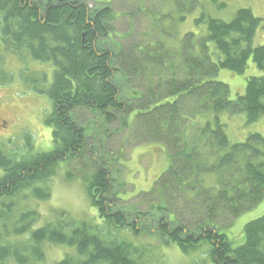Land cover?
Instances as JSON below:
<instances>
[{
    "label": "trees",
    "instance_id": "16d2710c",
    "mask_svg": "<svg viewBox=\"0 0 264 264\" xmlns=\"http://www.w3.org/2000/svg\"><path fill=\"white\" fill-rule=\"evenodd\" d=\"M195 5L196 0H189L186 12ZM113 17L112 7L90 9L82 0H0V47L25 52L55 67L51 82L45 73L25 79L53 103L46 123L53 127L55 149L17 160L0 148V168L4 170L0 198L25 189L38 199L51 197L48 182L59 163L82 157L87 148V129L74 118L78 108L89 109L105 126L118 120L128 125L134 111L132 101L143 102L136 91L126 92L119 85L117 74L126 76L116 65L119 51L106 47L104 36L114 31ZM186 18L187 13L180 15L181 21ZM263 23L264 19L248 8L239 9L230 21L204 12L195 19L199 30L186 33L182 39L183 76L174 73L156 100L136 109L141 130L172 149L168 170L152 192L144 193L157 199L150 202L148 210L117 208L121 197L115 191L114 162L119 158L113 161L112 152L96 158L95 151V169L85 181L91 202L106 225L129 230L135 236L156 232L162 242L175 244L186 254L196 253L206 242L213 264H264V215L245 225V242L237 248L215 224L222 214L236 219L264 198V136L254 133L242 143L230 144L219 118L223 112L244 113L248 122L254 123L264 116V74L248 78L245 94L236 100L228 98L229 86L216 80L223 69L243 74L250 59L264 72V44L253 46ZM145 52L146 63L159 60L156 53ZM3 75L7 81L13 79L4 71ZM124 92L132 94L131 99H125ZM191 131L198 135L199 144H190ZM206 174L215 175L216 188L203 180ZM178 199H183L197 217L206 212V221L201 219L194 226L185 223L171 207ZM38 216V212L29 211L21 218ZM60 217L64 219L66 213L61 212ZM28 229L22 226L14 232L23 235ZM98 230L97 225L71 218L50 222L25 239L0 244V264L44 260V243L75 249L57 264H143L147 247L117 237L105 240ZM105 231L109 235V230ZM194 264L207 263L199 259Z\"/></svg>",
    "mask_w": 264,
    "mask_h": 264
},
{
    "label": "rangeland",
    "instance_id": "374dc122",
    "mask_svg": "<svg viewBox=\"0 0 264 264\" xmlns=\"http://www.w3.org/2000/svg\"><path fill=\"white\" fill-rule=\"evenodd\" d=\"M85 1L92 8L105 5L103 3H109L107 5L113 8L114 17L111 23L114 34L112 38L107 37L106 46L119 51L116 65L126 74L125 77L122 73L117 74L119 85L127 90L126 92L136 91L143 102L132 101L134 111L132 110L128 125L118 120L105 126L92 111L78 108L74 112V118L88 132L84 155L59 163L56 174L49 182L50 198L38 199L31 195L29 189L0 198V244L8 241L17 242L50 222L60 220L65 222L71 218L76 222L87 221L93 226L97 225L99 227L97 234L105 240L117 237L127 239L134 245L147 247L149 250L142 260L143 264H194L199 259L206 260L207 264H213L207 252L206 242L196 253L186 254L177 245L162 242L156 232L147 231L135 236L129 230L109 227L99 218L98 211L91 202L85 179L90 177L95 169V151L96 158L103 153L112 152L113 161L116 157L119 158L114 162L115 191L121 197L117 199V208L134 209L133 206H136L141 211L148 210L150 202L157 199L144 193L152 192L156 181L168 170L172 163L169 155L172 149L141 130V120L135 117L136 109L139 108L137 105L149 104L156 100L160 90L166 89L174 73L178 77L183 76L181 64L184 62L180 55L182 39L186 33L199 30L195 19L203 12L210 17L230 21L239 9L248 8L256 17L264 19V0H218L217 3L211 0H196V5L190 12H186L189 0ZM222 4L224 6H221ZM184 13H187V18L181 21L180 15ZM263 44L264 23L256 33L253 46ZM145 50L154 55L156 53L159 60L147 65L149 59ZM54 69L51 62L35 60L25 52L13 53L0 47V147L17 160L29 153L27 139L32 144L33 153L50 152L55 149L53 127L46 123L53 103L46 93L35 91L33 83L30 84L23 77V72H26V77L31 80V74L36 71L45 73L51 82ZM2 71L7 75L11 74L13 79L5 80L4 75L1 76ZM263 74L264 72L254 66L250 59L243 74H234L223 69L216 80L227 84L230 88L228 98L236 100L238 96L245 94L248 78ZM126 92L122 95L125 99L130 98L132 94ZM190 118L194 119V116L190 115ZM219 118L224 124L230 144L242 143L254 133L264 136V116L254 123L248 122L244 113L232 115L223 112ZM190 137V144H199L198 135L194 131H191ZM105 159L108 157L105 156ZM3 174L4 171L0 168V177ZM203 180L209 187L216 188L215 175L206 174ZM124 182L127 184L122 186ZM171 207L188 225L194 226V223L201 219L206 221V212L205 216L197 217L196 212L183 199L173 201ZM34 210L39 213L35 219L21 218L23 214ZM61 212L66 213L64 219L60 217ZM262 215L264 198L258 205L243 212L236 219L227 213L222 214L215 220V224L231 240L233 247L237 248L245 242V225ZM22 226L29 227L26 234L23 236L12 234L13 230L16 231ZM103 230H109V235ZM65 231L69 232L67 228ZM43 251L45 259L35 260L30 264H57L66 253L74 252L75 249L68 245L44 243Z\"/></svg>",
    "mask_w": 264,
    "mask_h": 264
}]
</instances>
